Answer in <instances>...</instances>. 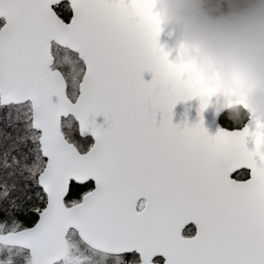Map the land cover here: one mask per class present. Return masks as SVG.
<instances>
[{"label": "snow or ice", "instance_id": "1", "mask_svg": "<svg viewBox=\"0 0 264 264\" xmlns=\"http://www.w3.org/2000/svg\"><path fill=\"white\" fill-rule=\"evenodd\" d=\"M135 14L0 0V264H73V239L117 264H264V129L221 114L209 134L212 94L173 90L162 28L130 36Z\"/></svg>", "mask_w": 264, "mask_h": 264}, {"label": "clouds", "instance_id": "2", "mask_svg": "<svg viewBox=\"0 0 264 264\" xmlns=\"http://www.w3.org/2000/svg\"><path fill=\"white\" fill-rule=\"evenodd\" d=\"M163 25L197 69L259 96L264 114V0H157Z\"/></svg>", "mask_w": 264, "mask_h": 264}, {"label": "water", "instance_id": "3", "mask_svg": "<svg viewBox=\"0 0 264 264\" xmlns=\"http://www.w3.org/2000/svg\"><path fill=\"white\" fill-rule=\"evenodd\" d=\"M153 21L158 22L162 28L158 38L159 44L168 50L171 59L174 61V65L170 69L173 90L179 94H185L190 91L212 94V105L205 114L204 125L209 134L215 133V124L219 115L237 107L247 113L244 123L253 121L259 128L264 129V114H261L256 107L260 97L250 96L248 90L244 87L222 86L218 82L217 77L207 78L205 69L202 67L197 69L196 63L187 57L183 45L175 42V34L163 25L157 0H136V14L130 17L127 22L128 34L135 37L139 33L148 32L152 27ZM143 78L147 82L151 79V76L145 73ZM197 109L198 102L195 100L177 103L173 108L172 123L181 126L185 122L189 125L196 123L198 119ZM159 118L160 115L157 113V122H159ZM258 142L264 145V136L258 137ZM224 166V159L216 161L218 169L223 170Z\"/></svg>", "mask_w": 264, "mask_h": 264}, {"label": "rangeland", "instance_id": "4", "mask_svg": "<svg viewBox=\"0 0 264 264\" xmlns=\"http://www.w3.org/2000/svg\"><path fill=\"white\" fill-rule=\"evenodd\" d=\"M228 118L234 121L239 119L236 114H229ZM71 243L73 245L71 250L73 264H117V257L115 256L95 252L85 246H82V244L76 239H73ZM13 253H11V255Z\"/></svg>", "mask_w": 264, "mask_h": 264}, {"label": "trees", "instance_id": "5", "mask_svg": "<svg viewBox=\"0 0 264 264\" xmlns=\"http://www.w3.org/2000/svg\"><path fill=\"white\" fill-rule=\"evenodd\" d=\"M229 114H236V116L239 119L237 121L235 120L236 121L235 122L234 120L228 118ZM223 116L225 119V121H224L225 124L230 123L231 125L238 126V125H241L242 123H244V121L246 120L247 114L243 109L237 107V108H234V109H231L229 111L224 112ZM13 252L14 253L12 255H13V257H15V255H16L15 250H13Z\"/></svg>", "mask_w": 264, "mask_h": 264}]
</instances>
